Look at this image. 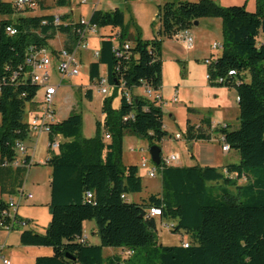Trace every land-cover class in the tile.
Masks as SVG:
<instances>
[{"label":"trees","instance_id":"16d2710c","mask_svg":"<svg viewBox=\"0 0 264 264\" xmlns=\"http://www.w3.org/2000/svg\"><path fill=\"white\" fill-rule=\"evenodd\" d=\"M58 4L65 6L67 0H58ZM23 10H13L0 0L3 17ZM54 16L0 20V219L8 209L3 197L16 196L28 168L38 165L31 164L29 156L19 159L16 149L28 139L24 116L26 108L36 104L40 90L31 81L28 58L42 49L57 54L49 45L57 34L64 35L62 48L68 52L79 41L81 28L70 15H57L61 24H54ZM207 17L219 18L222 24L221 54H210L207 59L209 86L234 89L238 108V127L231 130L225 125L216 131L223 144L237 152L239 164L219 169L162 163L156 167L161 193L128 202V196L141 193L142 178L136 165L122 164L123 137L134 135L147 140L149 147L160 148L168 135L162 107L133 94L139 87L160 91L162 41L139 36L127 39L122 11L94 10L90 26L109 29V34L100 37L98 57L89 64V84L97 82L104 68L108 83L122 86L130 100L122 95L115 110L116 92L104 98V119L91 138L81 136L79 114L50 125L48 143L56 137L60 141L56 153L47 148L44 164L50 168V220L45 234L27 229L30 221L17 212L14 215L28 223L20 231L21 246L52 250L50 256L37 257L34 264H264V0H255L253 12L244 4L222 7L211 0L166 2L156 15L158 36L172 39ZM9 27L16 31L14 35L7 32ZM115 37L120 45H130L121 56L113 50ZM86 98L92 99L91 88ZM187 113L197 114L191 108ZM199 120L198 125L186 120L187 143L211 140L210 117ZM151 208L160 210V221L173 223L171 232L185 234L189 240L175 246L159 244L154 235L156 218L149 216ZM91 221L99 244L84 239L83 225ZM104 249L119 252L105 257Z\"/></svg>","mask_w":264,"mask_h":264},{"label":"rangeland","instance_id":"374dc122","mask_svg":"<svg viewBox=\"0 0 264 264\" xmlns=\"http://www.w3.org/2000/svg\"><path fill=\"white\" fill-rule=\"evenodd\" d=\"M7 3L15 10L16 0H1ZM50 5L54 4V0H47ZM57 1V0H56ZM81 0H72L70 5L55 6L47 9V14L60 15L65 13L73 14V17L78 19L80 16L88 21L89 16L96 5V8L101 11H111L119 9L124 15V28L126 29L127 39L130 37H140L143 40H151L154 38L160 39L161 42V61H162V89L161 95L164 100H169L174 91H177L178 102L175 104L168 103L162 107L163 109V124L168 133L160 144L162 156L174 153L179 159L178 166H193L196 165L195 159L207 155L209 164L207 166L217 165H237L239 164V156L236 151L230 150L228 154L221 152V145L219 141V133L216 131L218 127L229 125L231 130L238 127V108L236 104L234 89H229L228 92H220L214 90L209 86L207 80L208 69L205 60L210 58L212 52L215 56L221 54L220 50H212L211 44L222 43V24L219 18L207 17L201 18L203 20L201 25H194L189 28V31L194 39V47L187 50L183 44L172 38L166 39L158 36V23L156 22V15L158 7L166 2L171 1H185L198 2L200 0H87L86 4H81ZM221 6V5H220ZM23 11H16L14 15L3 17L0 14V20L9 18L15 21L20 17L38 16L44 14L39 7L26 8ZM198 21V20H197ZM195 21V22H197ZM109 34V29L95 30L88 34V47L82 51L80 74L77 77L65 78L62 84L58 87L57 93L53 101V109L58 121L66 119L70 114H79L82 118L81 136L83 138H91L96 134V125L101 122L102 112L101 103L104 96L89 84L88 68L89 64L94 61L91 52H94L99 45L100 37ZM65 42L64 35L57 34L52 41L53 48H62ZM50 45V46H51ZM51 46V47H52ZM104 73V68L100 69ZM51 83L56 84L58 79L56 75L51 74ZM91 88L92 99L86 98L87 90ZM42 89L39 90L36 102L40 100ZM133 94L147 99L144 88L139 87L134 89ZM115 103V102H114ZM218 105L220 109L218 110ZM187 108L194 109L197 114H188ZM210 116L212 124L209 132L211 133V140H216V143L209 142H194L193 149L189 151L190 147L184 137V129L187 119H196L197 116ZM25 122L28 123L30 116L25 114ZM200 119V118H199ZM1 121V117H0ZM194 125H198L200 120L192 121ZM37 134V133H36ZM176 134L181 136L180 140L174 137ZM46 135V134H45ZM210 140V141H211ZM24 141V143H26ZM29 142H27V146ZM149 143L143 138L134 135H125L122 139V162L124 165H135L138 167L139 175L142 178V191L140 194L128 196V202H141L151 194L161 193V177L156 173L154 178H149L146 175V170L140 167L141 159L145 158L150 161ZM31 150V148H30ZM204 152V153H203ZM45 151L41 147L36 149V158L42 160L45 156ZM194 158H191L190 155ZM18 158L23 157L24 154L18 152ZM149 164V163H148ZM50 168L47 165H37L29 168L25 177V194L31 193L33 198L31 200L23 199L21 201L20 215L32 221V225L27 229L33 230L38 234H45L46 228L50 220L47 203L49 202V183L48 177ZM234 178V176H231ZM240 184L243 183L241 180ZM213 186V185H211ZM216 190V188H214ZM17 200V199H16ZM94 225L95 223L91 221ZM171 221H160L156 218V231L154 235L159 244L163 246H175L181 244L182 240H189L185 234H177L171 232ZM20 230L14 232H2L0 242H3L6 237L5 244L7 247L2 255L8 258L11 264H15L13 259H16L19 264H31L30 259L21 252L15 250L18 243V234ZM88 242L94 243L98 237L95 238L88 231ZM6 246V245H4ZM47 248V247H46ZM110 251L118 253L116 249H104L103 255L106 257ZM14 256V257H13ZM12 259V261H11ZM1 264V263H0Z\"/></svg>","mask_w":264,"mask_h":264},{"label":"built area","instance_id":"2783aa9c","mask_svg":"<svg viewBox=\"0 0 264 264\" xmlns=\"http://www.w3.org/2000/svg\"><path fill=\"white\" fill-rule=\"evenodd\" d=\"M16 8H36L37 0H16L15 1ZM85 3V0L82 1ZM62 21L59 16H54V24H61ZM80 26L79 32V41L72 52H68L63 48L58 50L57 54L51 53L50 50L42 49L36 53H31L27 65H28V73L31 76V81L34 84L39 86V89H42V94L40 100L33 105V108L27 107L26 114L30 116L29 122L27 123L29 133L34 132L38 134H48L50 125L57 122V118L55 116V111L53 109V101L54 97L57 93L58 87L62 84L65 78L77 77L80 74V61L78 60V53L81 50H85L88 47L87 36L89 33L97 30L96 27L90 26L89 19L86 21L85 19H79L76 21ZM7 32L11 35H14L16 31L9 27L7 28ZM174 39L180 41L183 46L187 50H191L194 47V39L189 30H181L173 36ZM129 44L126 43L124 45H120L118 42V37L113 38V50L117 56H121L122 53L126 52L129 49ZM212 50H220L221 44L213 43L211 45ZM98 57V51L94 52V58ZM210 61L205 60V64L208 65ZM56 75L58 82L56 84L51 83V74ZM234 72H229V75H233ZM221 82V80L219 81ZM93 88L97 90L101 95L106 97H110L114 92L121 98L122 95H125L127 100L129 99V95L127 93L123 94L122 86H112L108 83V78L106 73H101L97 82L94 83ZM145 94L147 95V99L155 102L157 105L163 107L164 105L171 103L175 104L178 102L177 91L175 90L173 95L171 96L168 102L163 100L160 91H156L150 89L149 87L144 88ZM0 94H1V84H0ZM176 140H180L181 136L176 134L174 137ZM108 139V137H106ZM60 138L56 137L54 141L49 144L47 148L50 149L51 153H56L59 147ZM17 152L21 154H26V148L21 144L16 147ZM229 147L225 144H222V151L227 152ZM46 162V161H45ZM45 162L43 164H45ZM179 162V159L175 154H170L167 156H162L161 163L165 165H176ZM149 163V164H148ZM14 166L18 165V162H14ZM140 167L146 170V175L149 178H154L156 173L159 174L157 170V166L151 163V161H147L145 158L141 159ZM88 198H91V195L88 194ZM17 199V200H16ZM23 199L31 200V194H25L23 190L18 192V194L7 201L8 209L2 214V218L0 219V229L5 231H11L15 228L24 229L28 227V223L24 220L16 219L15 213L19 207L20 201ZM161 215L160 210L157 208H151L149 210V216L157 218ZM84 239H86L84 237ZM185 248L188 245L185 243L183 245ZM0 246V253H1ZM132 254L131 252L129 253ZM1 264H11L10 260L6 257L0 256Z\"/></svg>","mask_w":264,"mask_h":264},{"label":"crops","instance_id":"0c3cea01","mask_svg":"<svg viewBox=\"0 0 264 264\" xmlns=\"http://www.w3.org/2000/svg\"><path fill=\"white\" fill-rule=\"evenodd\" d=\"M71 1L72 0H67V4L66 5H70L71 4ZM82 1L83 0L80 1L81 4H83ZM211 1H213L214 3H216L218 5H221L222 7H227V6H231V5H243L244 4L246 6V9L248 11L253 12L255 10V0H211ZM37 2H38L37 7H39L42 10V12L44 13V14H41V15H38V16L51 15V14H47L46 10L49 9V8H51L53 5L59 6L58 0L57 1L54 0L53 1L54 4H52V5H50L49 3H47L48 2L47 0H37ZM86 3H87V0H85V3L84 4H86ZM94 10H98L96 8V5L94 6V9L92 10V12ZM92 12H91V14H92ZM91 14H90V16H91ZM60 15H70L71 19L73 21H75V22L78 21L80 18L81 19L82 18L84 19V17H82V16H80L78 19L74 18L72 12L71 13L60 14ZM90 16H89V18H90ZM156 22L158 23L157 19H156ZM202 22H203V20H198L197 21V25L198 26L201 25ZM158 26H159V24H158ZM100 41H99V45H100ZM50 43H52V41ZM213 43H215V42H213ZM99 45H98V47L96 48V50L94 52L98 51ZM53 47H55V46H52V48ZM53 49L59 50L60 48L59 49L53 48ZM82 51H84V50H81L78 53V55H77L78 56V60L80 61V64H81V58L80 57L82 56ZM94 52H91V54H92L91 56L92 57H94ZM210 54H213V53L211 52ZM94 60H95V58H94ZM211 88L214 89V90H217V91L219 90L220 92H222V91L228 92V93L230 92L229 89L224 88V87H211ZM161 89H162V86H161ZM235 99H236V104H237L236 94H235ZM163 100H164V98H163ZM169 100H166L165 99L164 101L165 102H168ZM112 107L115 110L119 109V107H120V97L118 95H116V98L113 100ZM219 109H220V106L218 105V110ZM197 117L198 118H196V119H193L192 118V119H189V120L196 121V120H199V118H201L202 116L201 115H198ZM208 117H210V116H208ZM103 119H104V116L102 115L101 122L103 121ZM210 120H211V124H212V119L210 118ZM27 142H29V145L28 146H27ZM27 142L26 143L23 142V146L26 148V154L24 156H29L31 158V160H30L31 161V164L37 163L38 165H44L43 163L48 158V152H47V150H48L47 149V146H48V137H47V135H45V134H38V133L36 134L34 132H30L28 134ZM216 142H217L216 140L209 141V143H216ZM220 142H222V138L219 136L218 143L220 144ZM193 143H190L189 144V147H190L189 148L190 149L189 151H191V149H193ZM222 144H223V142H222ZM38 146L41 147L42 149H44V151L46 152L44 158L42 160H39V161H37L38 159L36 158V154H35L36 153V149H37ZM30 148H31V150H30ZM221 152L225 155V154H228L230 152V150H228L227 152H223L222 151V145H221ZM171 154H174V153H171ZM24 156L23 157H20L19 159L24 158ZM207 156H208V154L207 155L202 154V156L200 155V157L198 156V158L195 159L196 160L195 163H197L196 165L207 166V164L210 163L209 162V158ZM190 157L191 158H194V156L192 154L190 155ZM179 163H180V161L177 164H179ZM122 164H123V162H122ZM123 166H129V165H124L123 164ZM226 166L227 165H223V166L217 165V166H211V167L223 169ZM29 168H28V170H29ZM49 177H50V175H49ZM49 177H48V183H49ZM22 190H23V192L25 191V180H24V184H23ZM28 194H31V193H28ZM32 198H33V195H32ZM49 199H50V190H49ZM3 200L7 201L8 198L3 197ZM48 203L46 205H48ZM20 207H21V201H20L19 207L17 209V214L20 217H22L20 215V212H19L20 211ZM22 218L23 219H26L24 217H22ZM26 220H29L30 221V225H29V227H30L32 225V221L30 219H26ZM3 231L4 232H10L11 233V232H14L15 230L5 231V230L0 229V237H1V234H2ZM88 231L91 233V235H93L95 238H97L96 228H95V225L92 222H85L84 225H83V233H84V237L87 239V241L89 240L88 235H87L88 234L87 233ZM17 236H18V243H16L15 246H12V245H8V246L15 247V250L21 252L23 255H26L30 259V263L31 264H34V261H35V259L37 257H40V256H50L52 254V250L50 248H46V247L21 246L20 243H19L20 231H19V234ZM4 241H6V237H4L3 242H0V246H2L0 256H3V257H5V256L2 255V253L5 250V248L7 247V244H5ZM92 244H97V239ZM4 245H6V246H4ZM103 252H104V250H103ZM114 253H115L114 251H110V254L109 255H112ZM13 260L15 261V264H19L16 259H13ZM11 261H12V259H11ZM0 263H1V259H0Z\"/></svg>","mask_w":264,"mask_h":264},{"label":"water","instance_id":"95a60500","mask_svg":"<svg viewBox=\"0 0 264 264\" xmlns=\"http://www.w3.org/2000/svg\"><path fill=\"white\" fill-rule=\"evenodd\" d=\"M194 25H197V22H194ZM150 161L155 166H159L161 163V148L158 146H152L149 148Z\"/></svg>","mask_w":264,"mask_h":264}]
</instances>
